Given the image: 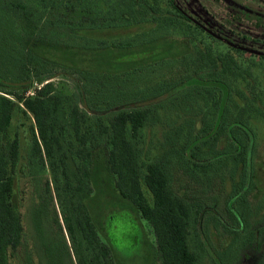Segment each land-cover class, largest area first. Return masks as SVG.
Listing matches in <instances>:
<instances>
[{
    "label": "trees",
    "instance_id": "obj_1",
    "mask_svg": "<svg viewBox=\"0 0 264 264\" xmlns=\"http://www.w3.org/2000/svg\"><path fill=\"white\" fill-rule=\"evenodd\" d=\"M37 1L39 11L35 12L42 22L32 38L33 47L21 46L16 42L18 35L0 31V47L14 46L24 56L23 60L20 55L0 49V77L6 80L0 82V264H12L11 258L20 246L25 254L24 264H195V253L187 242L188 206L172 191L161 162L147 161L141 170L137 136L147 118V107L117 109L106 119L91 111L96 110V88L104 77L149 71L172 63L189 51V40L173 35V17L159 20L154 14L149 15L145 0L126 1L116 8L111 5L108 9H113L112 14L93 8V0ZM9 2L25 11L32 6L25 0H0L4 5ZM60 4L65 8L79 6L77 16L56 15L59 19H48L46 7ZM224 45L228 50L239 51ZM223 56H228L234 67L221 62ZM226 56L215 53L211 57L223 73L234 70L247 78L245 88L236 91L245 95L244 108L264 110V86H257L253 71L240 67L258 63V58L234 60L231 52ZM31 61L37 66L57 63L75 73L81 106L74 92L67 93L50 80H38L40 84L33 86V92L24 94L33 77L40 78L47 69L34 66L32 72L33 66L26 63ZM192 83L212 84L219 90L218 115L212 131L219 124L223 134L213 137L216 153L212 158L229 155L237 178L229 190L227 207L238 251L247 243L259 248L258 239L264 228H250L246 200L247 192L264 191V160L256 159L255 132L239 112L230 122L221 119L229 94L227 84L219 77L190 74L158 88L167 94ZM21 113H29L32 119L25 153L27 174L35 181L43 179L37 199L28 208L27 237L14 186L18 134L13 120ZM233 125L240 131L233 132ZM183 152L191 159L189 147ZM46 167L51 185L47 177H42ZM140 220L149 225L151 240L144 235ZM135 257L140 259L132 262ZM263 260L259 254L253 262L264 264Z\"/></svg>",
    "mask_w": 264,
    "mask_h": 264
},
{
    "label": "rangeland",
    "instance_id": "obj_2",
    "mask_svg": "<svg viewBox=\"0 0 264 264\" xmlns=\"http://www.w3.org/2000/svg\"><path fill=\"white\" fill-rule=\"evenodd\" d=\"M126 1L129 2L130 0H93L91 6L93 8L98 7L101 13L112 14V8ZM137 1L139 3L144 2V0ZM145 1L149 15L152 13L159 20L168 18V16L174 18L176 28L171 26L173 35L184 36L188 39L189 51L174 62L165 63L149 71L137 70L109 78L104 77L102 79L104 82H100L99 87L96 88L97 94H99V99L95 101L96 110L91 111L106 119L112 111L117 109L134 106L147 107V118L137 136L141 170L144 169V164L147 161L161 162L172 191L178 194L188 206L189 233L187 242L190 250L195 253V264H254L256 255L258 257L260 254V257H264V240H262V238L264 239V232H261L258 239L261 241L259 248L255 243H247V247L238 251V244L232 228V218L227 207L229 190L231 185L234 186L237 178L233 172L229 155L216 159L212 158L216 153V147L212 144L214 143L213 137H219L223 134L218 127L219 124L215 131H212L216 123L215 118L218 115L216 101L219 90L212 84L192 83L163 94L158 85L177 83L190 74H199V76L210 79L221 78L227 84L229 94L222 110L221 119L230 122L237 114L236 112H239L249 120L255 132L256 159L261 161L264 160V110L260 106V109L244 108L242 98L245 95L240 96L236 91L245 88L247 78L234 70H227L226 73H223L214 63V57L211 56L215 53L226 56L231 52L234 54L232 56L234 60H236L235 58L239 60V57L242 60L251 57L258 58L260 62L251 64L249 67L242 65L240 67H245L249 70L248 72L253 71L256 74L255 81L260 88L261 85L264 86V66L262 64L264 57L230 48L228 50L223 43L206 35L195 25L184 19L178 20L179 17L175 9L166 0ZM25 2L27 5L30 3L32 5L27 7L26 11L22 8H15L12 2L7 5L0 3V31L5 30L11 35H18L16 42L21 46L33 47L35 40L32 38L41 27L42 18L37 16V12H35V10L39 11L37 0H25ZM67 2L70 3V1ZM111 5L112 8L108 9ZM135 6L137 7V2H135ZM78 11L79 6L65 8L64 4H60L52 7L47 6L44 13H47L48 19L57 20L59 17H55L56 15L76 17ZM0 49L4 53L17 54L22 59L24 57L23 51L16 52L17 48L14 46H3ZM35 51L37 53V50ZM227 57L220 58L221 62L227 61L229 68L234 67L227 60ZM217 62L219 63V60ZM26 63L29 67L33 66L32 72L34 66L47 69L40 73V78L33 77V83L23 91L24 94L32 93L33 86L40 84L38 80H50L55 87L67 93L74 92L79 102L81 96L77 86L78 77L69 68L49 62L43 63L42 66H37V63L32 61ZM0 82L5 83L6 80L0 77ZM78 105L81 106L80 102ZM13 121L18 134V156L14 186L19 197V211L25 232L24 236L27 237L30 233L28 208L30 203L37 199L36 194L42 188L43 179L33 180V177L27 174L25 167V153L30 137L29 125L32 121L30 114L21 113ZM231 128L233 132L240 131L236 125ZM186 146L190 149L191 159L184 155L183 151ZM42 175V177L49 179L51 185L48 167ZM51 192L53 194V190ZM53 200L56 204L54 196ZM246 200L250 210L248 216L250 228L255 226L264 228V191L251 190L246 193ZM140 225L144 235L151 240L152 233L149 225L144 220H140ZM28 245H30L29 241ZM139 259L135 257L134 259L131 258V261L136 262ZM24 262L25 254L22 246H20L17 249V255L11 258V263L24 264Z\"/></svg>",
    "mask_w": 264,
    "mask_h": 264
},
{
    "label": "flooded vegetation",
    "instance_id": "obj_3",
    "mask_svg": "<svg viewBox=\"0 0 264 264\" xmlns=\"http://www.w3.org/2000/svg\"><path fill=\"white\" fill-rule=\"evenodd\" d=\"M178 16L241 52L264 57V0H166Z\"/></svg>",
    "mask_w": 264,
    "mask_h": 264
}]
</instances>
